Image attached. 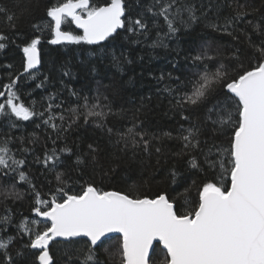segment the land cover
Instances as JSON below:
<instances>
[{
    "label": "snow or ice",
    "instance_id": "obj_1",
    "mask_svg": "<svg viewBox=\"0 0 264 264\" xmlns=\"http://www.w3.org/2000/svg\"><path fill=\"white\" fill-rule=\"evenodd\" d=\"M136 3L141 11L135 17L130 14L132 5L127 0H109L103 6H93L90 0H65L52 5L46 10L50 20L45 27L51 28L53 35L48 43L98 45L103 51L108 45L102 42L113 44L121 36L119 30H123L125 42L146 44L155 50L168 49V40H178L181 31H190L201 22L238 43L240 36L236 32L241 31L252 49L251 54H247V64L241 58L245 53L237 47L230 57L238 62L237 66L229 68L220 62L213 71L210 62L216 57L209 55L205 47L185 57L191 66L185 65L183 75L173 76L169 72L168 79L174 80L175 85L165 84L162 89L171 97L170 110L189 121V126L182 125L175 137L181 141L182 148L173 154L189 156L190 167L204 171L197 156L193 155L199 152L209 169L214 171L219 167L220 173L230 180V186L214 181L202 182L196 186L198 199L193 202L195 206L184 214L179 213L175 201L166 194L155 198H133L126 193L102 190L90 183L82 186L78 193L71 192L61 186L69 182L64 179L65 174L56 172L57 166L64 162L61 154H72V149L65 144L59 149L54 147L50 153L45 149L42 160L36 158V162L44 166L42 175L47 178L49 173H56V187L48 193L50 199H42L33 179L23 170L26 158L17 157V152L34 151L26 146V137L13 135L12 130L21 127L17 121H32L36 128H50L55 138L48 134V139L55 145L56 140L66 141L68 134L82 126V120L83 126L91 123L106 134L110 142L115 134L118 138L114 143L122 146L120 151H131L133 157L138 154L137 150L151 156L152 141L155 140L157 164L162 151L160 142L163 138L173 137L167 131L157 135L146 129L139 130L144 121L136 116L133 117L136 122L124 131L109 126L110 116L127 117L123 109L114 110L111 100L98 90L90 97L82 90L69 89L76 103L68 107H64L63 100L55 102L57 94L44 98L47 104L41 103L39 109L36 101L26 106L20 102L17 88L20 76H17L3 85L5 91H0V97H6L0 102V118L4 120L0 123V204L4 207V213L0 214V264H28L27 250H39L38 254L31 253L39 264H54L50 255L51 243L65 249V264L75 261L106 264L99 255L102 248L113 264H152L150 250L155 254L154 242L162 245V264H264V26L245 20L259 9H250L247 3L237 2L234 6L233 0H150L146 5L136 0ZM225 9L230 12L224 14ZM0 14H5L9 23L15 19V14H9L6 8L0 7ZM146 14L153 18L152 27L156 30L150 43L151 29ZM245 22L262 37L259 43H254L250 35L238 28ZM66 23L74 24L82 35L62 30ZM34 27L39 30L38 26ZM6 39L0 33V41ZM40 43L39 37L32 38L22 48L25 64L20 75L27 74L28 80L36 78L31 70L41 63ZM5 47V43L0 42V50ZM175 50L179 53V48ZM111 59L112 66L122 74L123 64L133 63L123 51L119 56L112 53ZM171 63L174 69L177 68L178 61ZM92 72L95 73L94 67ZM62 74L73 76L67 66H62ZM48 79L46 76L36 88H43ZM164 79L163 74L158 77V81ZM136 111L139 113L140 109ZM193 115L200 119L199 126L192 121ZM4 127L7 131H3ZM29 135L28 143H37L39 138L35 132ZM217 136L227 137L228 144L217 143ZM16 141L20 146L13 149L11 145ZM88 148L92 154L97 151L93 144ZM213 156L216 158L212 159ZM92 159H96L95 155ZM81 163L83 160L77 156L76 164ZM177 175L173 168V183ZM20 183L27 184L31 191L21 192L17 188ZM29 194L34 196L33 218L13 224L8 201L15 203ZM10 226L17 229L15 236L4 235ZM113 233L119 235H109ZM25 236L27 240L23 239ZM17 237L21 240L13 256L11 249ZM112 239L117 241L115 250L104 246Z\"/></svg>",
    "mask_w": 264,
    "mask_h": 264
},
{
    "label": "trees",
    "instance_id": "obj_2",
    "mask_svg": "<svg viewBox=\"0 0 264 264\" xmlns=\"http://www.w3.org/2000/svg\"><path fill=\"white\" fill-rule=\"evenodd\" d=\"M65 2V0H0V7L6 8L8 13H14L15 19L8 22L5 14H0V33L7 37L6 40L0 41L5 43L6 47L0 50V91H5L3 85L9 84L11 79L20 76L17 88L19 89L20 102L26 106H31L32 101H36V107L39 109L41 103L47 104L44 99L49 95L57 94L59 102L63 100L64 107L69 104H75V99L69 94V89L82 90L90 97L95 96L97 90L102 95H106L112 102L114 110H124L126 119H120L116 116H110L107 120L109 126L126 130L136 122L133 117H138V120L144 121V124L139 130H148L150 133L161 135L167 131L172 133V139L163 138L159 146L162 151L160 154L159 164H157V154L155 146L157 141L153 140L152 155H145L142 151L137 150L138 154L133 157L131 151H120L121 145L115 144L114 141L118 138L115 134L110 138L95 128L91 123L81 127L67 135V140H56L55 145L52 140L48 139V134L55 138V133H52L50 128L41 126L35 127L32 121H17L21 125L18 129H13L14 136L23 135L26 137L25 144L28 148L33 149V152L19 153L17 157L24 156L27 163L23 170L33 179L36 190L40 193L42 199H50L49 190H54L56 187V173H49L47 178L42 175L45 171L42 163H37L36 158L43 159L45 149L50 150L54 147L59 149L67 144L72 149V154H61L63 163L59 164L56 172L64 173V179L68 180V184L61 185L66 187L71 192H80L82 186L93 184L97 188L105 191H118L126 193L133 198H155L160 194H166L169 199L174 200L176 208L180 214L186 213L192 209L194 201L197 197V187L202 182L214 181L217 184L230 186V180L227 176L220 173L217 168L213 171L204 164L203 156L199 152L193 153L197 156L198 163L204 168V171L193 169L188 161L189 156L184 155L178 157L173 153L179 152L182 148V143L175 137L179 134L181 126L185 128L189 126V121L182 120L178 112H173L169 108V100L171 97L163 92L165 84L175 85L174 80L168 79V73L172 72L173 76L183 75L185 65L191 66L190 61L185 57L195 54L197 51H202L205 47L208 49V54L215 56L216 60L211 61L212 70L220 62H223L227 67H236L238 62L230 59L235 48L239 47L245 53L241 58L247 64V54H251L252 49L248 46L245 35L241 31H237L236 35L240 36L239 43L234 41L231 36L213 31L205 27L204 22L195 25L190 31H181L179 39H170L168 49H150L146 44H130L124 41V31L117 40L110 44L108 41L106 50H101L98 45L86 44H67V45H51L48 43L53 38L51 28L45 27L50 18L47 17L46 10L48 7ZM109 0H90L93 6H103ZM150 0H141V5H146ZM247 3L250 9H259L258 12H253L251 16L245 20H251L253 24H261L264 26V0H233V5L236 3ZM127 3L132 5L130 14L135 17L141 7L137 5L136 0H127ZM229 9H225L224 14H228ZM211 16V13H209ZM149 29H151L148 43L155 38V29L152 27V17L147 15ZM163 24V21H160ZM14 25V27L12 26ZM34 25L39 27L37 30ZM238 28L244 33L251 36L254 43H259L262 37L253 31L252 25L241 23ZM62 30L72 31L73 34L82 35L77 31L72 24L66 23L62 25ZM39 37L41 43L38 45L40 50L41 63L36 70L35 79H26L27 74L20 75L24 72L25 58L22 48L30 42L32 38ZM179 48V53L175 49ZM123 51L132 59V64H123V74L112 66V53L117 56ZM220 53V55H217ZM143 57V59H141ZM178 61L177 68L172 67V61ZM62 66H67L71 69L73 76H63ZM95 68L93 74L92 69ZM151 73V75H149ZM164 75L163 81H158V77ZM43 88H36V84L44 80ZM63 81V83H62ZM161 89V91H157ZM31 93V96L29 95ZM150 97V99H149ZM6 97H0V102H3ZM82 103V101H81ZM143 105V106H142ZM137 109H140L137 113ZM59 112L60 109H55ZM190 114V113H186ZM14 119V118H13ZM192 121L198 126L201 121L196 116H192ZM4 122L0 118V123ZM39 122V121H36ZM59 123V121H56ZM3 131H7L4 127ZM35 132L39 138L37 143H28L31 139L30 133ZM211 135V133H207ZM203 139V137H202ZM217 143L224 145L228 144L227 137H215ZM89 144H93L97 151L90 153ZM20 142L16 141L11 145L13 149H17ZM206 150V149H205ZM96 159L93 160L92 156ZM79 156L83 163L77 165L76 159ZM216 157L213 156L212 159ZM173 168L178 175L173 183L171 172ZM195 181V185L193 182ZM17 188L21 192H30L28 185L24 183L17 184ZM188 190L187 192L185 190ZM12 209L13 224L18 225L24 218L29 220L33 218L31 207L34 204L33 195H25L23 200L13 203L8 201ZM4 213V207L0 204V214ZM39 220V217H35ZM17 229L9 227L8 232L4 235L15 236ZM116 237V236H112ZM27 240V237H23ZM81 241L84 238H78ZM21 238L17 237L16 242L11 249L15 256L14 249L19 246ZM109 250H115L117 241L115 239L108 240L104 245ZM80 247V245H77ZM155 254L151 253L152 264H162L164 260V251L160 245L155 244ZM28 264H39L35 256L31 253L38 254L39 250H27ZM65 249L56 244H50V255L53 257L54 264H65L67 257L64 255ZM2 255V254H0ZM100 257L104 259L106 264H113L109 260L108 255L103 248L99 251ZM74 264H79L75 261Z\"/></svg>",
    "mask_w": 264,
    "mask_h": 264
},
{
    "label": "water",
    "instance_id": "obj_3",
    "mask_svg": "<svg viewBox=\"0 0 264 264\" xmlns=\"http://www.w3.org/2000/svg\"><path fill=\"white\" fill-rule=\"evenodd\" d=\"M73 25V27L75 28V25L74 24H72ZM76 29V28H75ZM77 31H80L81 32V30H79V29H76ZM82 33V32H81ZM105 42V41H104ZM103 43V42H102ZM60 45H67V44H60ZM91 46H94V45H91ZM39 67V65L37 66V68ZM33 70H36V69H33ZM33 70H31V71H33ZM110 236H118L119 234H116V233H113V234H109ZM57 239H59V238H57ZM84 239H86V238H84ZM102 239H106V238H102ZM155 244H158V242H154V245ZM161 246V248H162V245H160ZM151 253H152V250H150V255H151Z\"/></svg>",
    "mask_w": 264,
    "mask_h": 264
}]
</instances>
